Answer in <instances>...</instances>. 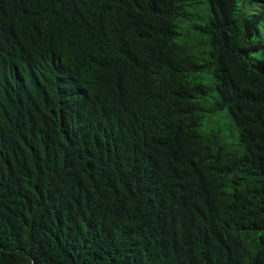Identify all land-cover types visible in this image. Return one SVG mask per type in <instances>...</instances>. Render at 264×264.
Masks as SVG:
<instances>
[{
    "label": "trees",
    "instance_id": "16d2710c",
    "mask_svg": "<svg viewBox=\"0 0 264 264\" xmlns=\"http://www.w3.org/2000/svg\"><path fill=\"white\" fill-rule=\"evenodd\" d=\"M0 264H264V0H0Z\"/></svg>",
    "mask_w": 264,
    "mask_h": 264
},
{
    "label": "rangeland",
    "instance_id": "374dc122",
    "mask_svg": "<svg viewBox=\"0 0 264 264\" xmlns=\"http://www.w3.org/2000/svg\"><path fill=\"white\" fill-rule=\"evenodd\" d=\"M243 1H244V0H243ZM247 9H249L250 12H252V11H258L259 6L251 5V4L248 3V5H247Z\"/></svg>",
    "mask_w": 264,
    "mask_h": 264
}]
</instances>
